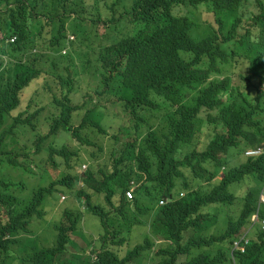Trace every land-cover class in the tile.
Masks as SVG:
<instances>
[{
	"label": "clouds",
	"instance_id": "clouds-1",
	"mask_svg": "<svg viewBox=\"0 0 264 264\" xmlns=\"http://www.w3.org/2000/svg\"><path fill=\"white\" fill-rule=\"evenodd\" d=\"M228 1L0 0V113L10 125L19 123L20 141L27 142L18 153L21 162L36 169L49 157L48 140L55 137L47 136L57 121L67 119L71 133L82 132L91 142L95 132L103 138V153L87 158L83 152L82 161L63 159L52 170L62 173L65 184L47 193L45 214L36 219L40 224L57 215L44 220L33 239L53 260L41 264H264V0H240L236 9ZM252 11L254 17L241 19ZM62 27L54 39L21 42L24 30ZM146 28L149 38L175 41L170 53L166 47L154 53L158 60L138 73L137 90L125 97L107 82L115 79L110 73L116 66L148 62L147 50L161 46L141 43ZM82 55L92 66L88 79ZM38 136L45 139L40 149L33 143ZM0 138L7 155L12 136ZM169 161L179 162L178 170L184 165L183 174L167 175H179L174 188L161 187L149 213L133 214L134 200L151 187L146 169L153 176ZM90 165L139 173L121 188L135 221L129 230L103 220L115 208L98 191L91 192V206L77 197ZM194 167L200 176L192 174ZM48 206L60 208L59 216ZM163 206L180 212L172 220L178 225L172 238L161 233L162 209L155 212ZM64 215L73 227L62 241L55 224ZM86 215L99 217L98 230H82ZM145 241L149 249L135 253ZM22 252L25 264H36L33 251Z\"/></svg>",
	"mask_w": 264,
	"mask_h": 264
},
{
	"label": "trees",
	"instance_id": "trees-1",
	"mask_svg": "<svg viewBox=\"0 0 264 264\" xmlns=\"http://www.w3.org/2000/svg\"><path fill=\"white\" fill-rule=\"evenodd\" d=\"M228 4L233 8L241 7L240 0H229ZM251 3H245V8H250ZM49 15L52 17L55 13L52 11L49 12ZM254 17V11H252L247 16L241 18L242 20H247L248 17ZM85 26L81 24V28ZM63 27L58 30H48V31H34V30H24L21 37V42L26 44H31L38 40H43L46 38L54 39L57 34L63 32ZM152 31L149 28H146L143 31L145 41H142L143 45H149L157 43L161 45L158 48L148 49V55L145 56L146 60L144 62H130V68H126L123 66H116L110 73V78L115 79L113 81H108V85L110 87H119V93L123 94L125 97H132L138 87V81L141 77H137L138 73L144 72L148 67L150 62H156L158 59L153 57L154 53L163 49L162 47H166V51L170 53V47L173 45L175 41L167 43V39L163 38L160 34L155 35L151 38ZM148 34V35H147ZM167 43V44H165ZM162 44H164L162 46ZM212 55H216L212 52ZM83 56V55H82ZM220 60L224 61L225 58L223 56H217ZM82 72L84 73L83 78L88 79L91 77L90 69V59L88 57L83 56L82 59ZM229 63V62H227ZM73 66V65H71ZM126 69L129 70L127 72L135 73L133 74V78L126 72ZM133 69V71H132ZM24 70H27L26 68ZM30 71V70H28ZM124 78V82H120L119 78ZM229 80H231L229 78ZM94 110H91V117L95 119ZM89 115L86 114L84 116V121H89ZM58 126L52 130L47 137H55L50 138L48 140L47 150H49V157L47 159H41L37 164L36 169L29 168L25 166V163L21 162L18 153H23V150H27V142L23 138V144L20 141V134L18 133L16 127L19 123L16 121L13 124H9L8 117L4 115L3 112L0 113V135L5 138L8 136H12V147L9 149L7 155H4L0 151V264H25L26 260L23 257L22 251H33L30 252L33 255L34 262L36 264H41L43 262H52L53 260L48 259V252L45 251L44 248L37 249V246L33 239L37 238V227L40 225L36 222V219H42L45 214V209L42 207L45 204V200L47 199L46 195L49 193L56 185L65 184V180H62V173H58L57 176L52 172L53 169H59L61 163L65 159L66 161H82V153L87 152V158L90 154L95 155V153H103L104 147L100 146L102 144L103 138L101 136V131L95 132V137L92 139V142L89 141L86 137L83 136L82 132H74L71 133L70 122L67 119L61 121L60 123L57 121ZM91 130L96 131L93 128H89ZM69 132L71 136L67 134H63L62 132ZM100 132V133H99ZM25 133H28L25 130ZM63 135L64 140L59 136ZM2 138H0L1 140ZM44 138H39L34 140L33 143L36 144L37 149L41 148V142H43ZM53 140L62 141V144L52 145ZM17 141L20 143V148H17ZM31 141V140H30ZM29 141V142H30ZM256 141L255 138H251L250 142ZM97 148V149H96ZM96 149L95 152H93ZM112 150H107V152H111ZM13 153V155H9ZM4 163H6L13 171L17 170L16 168H22L27 172L33 171V174L27 175V181L29 182L30 190L24 192L23 190H17L20 183H17V180H13L11 178L12 170H4ZM180 163L177 161H169L165 165L161 166L155 175H151L148 169V181L151 184V187L147 188L143 192H141L140 196L134 200V208L136 211L133 213L135 215H140L142 213H149L150 204H152V196L155 194H160V188L166 186L167 184L173 189L175 185L174 182L176 180V176L183 174V166L178 170ZM71 166V165H70ZM106 169V170H105ZM104 169V165H100L98 168H94L93 165H90L86 174V178L83 180L84 186L79 192L78 198H85L87 201V205H92V190L98 191L99 194L103 195L104 201L107 202L108 205L113 206L115 209H109L107 213L104 215L103 220L108 223H116L119 225V228L123 231L129 230L131 224H134V219L129 215L126 211L125 207L127 205V200L125 199L124 192L121 191V188H127L128 185L126 181H129L132 178L140 177L139 173L136 172L133 168L127 170H120L119 172H115L111 166H107ZM178 170V171H176ZM173 175L169 173L174 172ZM202 173L200 168L194 167L192 170V174L196 177L200 176ZM33 175V178L31 179ZM50 179V185L43 186L42 183L46 181L48 177ZM22 184V183H21ZM13 186H16V191L14 193ZM117 197L120 199L117 202ZM210 200L203 199L204 203H208ZM170 208L169 206H167ZM165 206L158 208L156 211L161 210L163 213V222L164 225H161V233L164 237L172 238V232L175 230L176 224L172 223V220L177 214L180 212L175 210L168 211L164 209ZM185 209V208H182ZM34 217H36L34 219ZM6 221V222H2ZM76 224V223H75ZM57 230L59 231V235H61V240L65 241L67 239V233L70 231V227H73V219L69 216H65L58 224H55ZM31 228L34 230H31ZM178 229V225L176 230ZM21 232H26L27 235L25 237L21 236ZM37 232V233H36ZM148 245L147 241L143 244H139L136 246L135 250L137 254H141L144 251H147ZM19 252H22L19 256ZM37 254V256H34ZM20 257V263H19ZM67 264V263H62Z\"/></svg>",
	"mask_w": 264,
	"mask_h": 264
},
{
	"label": "rangeland",
	"instance_id": "rangeland-1",
	"mask_svg": "<svg viewBox=\"0 0 264 264\" xmlns=\"http://www.w3.org/2000/svg\"><path fill=\"white\" fill-rule=\"evenodd\" d=\"M234 80L237 81L236 78ZM31 143H32V141L29 142V144H31ZM18 145L20 146L19 141H18ZM16 169L17 170L13 171L12 168H10L6 163H4V170L5 171L6 170H12L13 172L11 173V178L13 180H17L16 181L17 183H20V186H18V188H17L18 192H19V190L20 191L23 190L24 192L29 191L31 188L29 186V182L30 181H27V175L33 174L34 172L33 171L27 172V171H25L22 168H16ZM32 178H33V175L31 177V179ZM49 180H50V178L47 181H45L44 183H42V185H47V183H48ZM56 205H58V204H56ZM60 210L61 209L58 208V207H53V208L50 207V206L47 207V211L48 212L57 211L58 216H59ZM50 217L51 218H47V219H44V220L48 221V220H51L52 218L54 219V218L57 217V215H50ZM44 220H41L40 221V224H43L44 223ZM81 224H83L82 225V230L85 231V232H87V233L90 232V231H96V230H98L100 228V225H101L99 223V217L98 216H93V215H90V216L86 215L84 217V219H83V222ZM48 237L50 238V236H48ZM141 237H142V233L140 234V239H141Z\"/></svg>",
	"mask_w": 264,
	"mask_h": 264
}]
</instances>
